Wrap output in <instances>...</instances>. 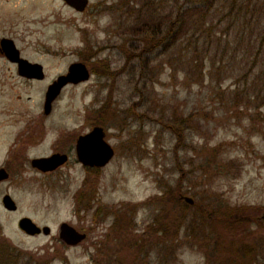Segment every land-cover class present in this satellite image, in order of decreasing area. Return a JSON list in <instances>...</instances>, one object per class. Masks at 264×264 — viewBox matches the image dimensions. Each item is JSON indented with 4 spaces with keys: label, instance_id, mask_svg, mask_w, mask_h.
Wrapping results in <instances>:
<instances>
[{
    "label": "rangeland",
    "instance_id": "1",
    "mask_svg": "<svg viewBox=\"0 0 264 264\" xmlns=\"http://www.w3.org/2000/svg\"><path fill=\"white\" fill-rule=\"evenodd\" d=\"M165 1L168 5L174 2ZM142 2L145 0L136 4L89 0L81 13L62 0H12L9 4L19 25L27 20L29 44L49 50L45 60L48 81L66 71L71 62L85 61L92 72L87 81L61 91L43 127L47 147L31 153L67 151L72 143L68 139L86 130L90 116L105 128L115 150L110 162L94 172V195L85 223L90 224L96 210V224L92 223L88 241L77 246L62 247L54 239L61 222L77 225L76 196L85 195L86 170L73 149L70 160L56 173L43 177L28 170L23 179L0 184V235L23 252L17 264H92L96 253L98 264L222 262L227 245L222 243L215 251L214 241L200 246L187 235L191 230L198 232L194 227L200 223L201 212L193 217L196 208L190 209L177 239L157 241L154 221L161 213L158 198L166 191L190 196L199 205L214 209L228 206L235 212L244 210L252 223L214 224L221 232L228 228L236 232L241 253L243 245L249 247L251 257H238L241 262L252 258L251 264H264V227L255 220L264 208V107L253 110L251 103L249 108L241 105L236 109L228 95L213 97L212 89L219 84L221 89L234 88L233 80L225 78L231 74L230 67L211 77L208 58L203 52L195 53L189 40L184 39L168 54L153 49L141 57L145 35H131L126 28L137 23ZM130 6L135 7L132 14ZM224 12L226 9L221 14ZM1 13H5L3 6ZM250 17V13L246 15ZM239 18L242 21L245 16ZM229 42L228 56L233 50L244 49L236 32ZM195 58L200 61L199 71L193 67ZM143 60L148 69L141 73ZM201 64L203 79L195 83L193 74H200ZM182 68H189L190 74ZM18 92L23 95L22 103L14 101L18 113L27 110L36 117L40 95L27 101L25 97L35 93L25 94L20 88ZM174 116L186 119L182 137L171 127ZM5 190L17 204L15 211L2 206ZM22 216L50 226L52 237L22 232L17 224ZM207 231H211L210 226ZM133 241L140 242V248L131 244Z\"/></svg>",
    "mask_w": 264,
    "mask_h": 264
},
{
    "label": "trees",
    "instance_id": "2",
    "mask_svg": "<svg viewBox=\"0 0 264 264\" xmlns=\"http://www.w3.org/2000/svg\"><path fill=\"white\" fill-rule=\"evenodd\" d=\"M136 1L127 0L132 4H136ZM121 2L124 3V0ZM165 2V0H145L140 4L138 14L136 13L137 23L126 28V32L131 35L137 37L145 35L144 48L141 49L140 56L142 57L143 52L153 49H160L163 53L168 54L184 39L189 40L195 53L203 52L205 58H208L211 77L213 73H222L224 67H230L228 71L231 74H227L225 78L233 80L231 84L234 85V88L229 86L227 90L221 89V84H219V90H217L218 87L212 89L213 97L228 95L236 109L241 105L249 108L252 104L253 110L262 109L264 107V0H174L169 5ZM191 3L195 4L192 6ZM134 9V6H130L131 14ZM223 9H226V12L221 14ZM219 13L221 17L216 18ZM249 13L251 17L246 18ZM242 15L245 18L241 21L239 16ZM234 32H236L239 45L244 49L242 52L233 50V53L228 56L229 37ZM136 39L139 41L138 38ZM240 53H242L241 58L238 59ZM225 56H228V62L225 63L226 66H223ZM193 61V67L197 68L199 58H195ZM147 69L148 62L143 60L140 67L141 73ZM182 70L187 73V76L190 74L189 68L188 70L182 68ZM197 71H199L198 68ZM203 74L202 65L200 74H193V77H196L195 83H198V80L201 81V78L203 79ZM185 122L186 119H177L176 116L171 120V127L180 137H182ZM158 199L161 201V213L156 216L154 221L157 230H155L154 236L157 235V241H167L168 238L177 239L179 230L186 223L190 209L196 208L192 213L193 217H196L199 211L201 212L198 217V219L201 218L200 223L194 227L198 232L195 233V230H191V233L189 231L187 234L188 237H193L201 244L200 246H208L214 241L211 244L215 251L222 243L227 245L225 259L219 264H251L253 262L252 258L244 262L238 259L246 254H250L251 257V253L247 245L240 248L242 253L239 251L235 242L238 237L234 230L228 231L227 227L228 230L221 232L214 224L222 222L226 223V226H232L238 222L244 225L252 223V218L248 214L245 215L244 210L235 212L228 206L214 209L215 207L212 205L202 206L196 202L193 205H188L181 198L179 192L166 191ZM207 226H210V232L207 231ZM228 233H231L230 238ZM134 241L131 243L134 246L141 245L140 242ZM21 257H23V252L13 247L0 235V264H17Z\"/></svg>",
    "mask_w": 264,
    "mask_h": 264
},
{
    "label": "flooded vegetation",
    "instance_id": "3",
    "mask_svg": "<svg viewBox=\"0 0 264 264\" xmlns=\"http://www.w3.org/2000/svg\"><path fill=\"white\" fill-rule=\"evenodd\" d=\"M11 1L12 0H0V169H4L5 173L7 174V177L1 180L0 184L10 179L21 180L24 178V172L28 170H32L35 172L36 175L39 174L42 175L43 177L44 176L47 177L50 174L56 173V171L60 170L62 166H64L70 160L72 149L76 154V144L79 136L89 133L93 129V127L100 125L98 124L97 118L95 116H90L88 118V123H87L88 125L86 127V130L83 131V133L81 132L78 133L74 137H70L73 139L70 138L68 139V141L72 140L71 141L72 143L69 145L67 151L63 149V150H55L51 154L31 153V151L33 150L39 151L37 147L40 146L42 143H45V141L43 140L44 136L42 135L43 127L47 126L46 122L52 111L51 108L50 112L45 113V109H44L45 100H46L45 97L49 85L53 81H55L60 75L66 74L68 72V67L73 62L68 64L66 71H63L62 73H58L50 81H48L47 64L45 60L50 54L49 50L47 49L44 51L39 50L38 48H34V46L29 44V42L27 41V37L30 34L28 33V28L26 27V24H28L27 20L23 19L22 22L20 23L22 27L19 28L20 25L17 22L15 15H13L10 11L9 4L11 3ZM2 6L4 7L5 13H1ZM67 6L73 9L69 5ZM87 7H85V9ZM85 9L83 11H85ZM77 12L81 13L80 11ZM18 58L24 59L31 64H37L38 66L24 68L19 65ZM80 62L85 63L87 69L89 70V74L91 76L92 74L91 66L85 61H80ZM83 82H79L76 84L67 83V85H65L61 89V91L67 86L77 85ZM18 88L23 90L25 94H27V92L29 91L35 93L34 96L27 95L25 97L27 101H34V97L38 98L40 95V99L38 102V109L36 110L35 113L36 117L28 113L27 110L18 113L14 101L19 100L21 101V103L23 102L22 101L23 95L18 92ZM57 97L55 98V100L57 99ZM18 124H20V126L18 127L20 129L16 128ZM105 140H107L106 131H105ZM45 144L47 147V143ZM54 153L67 155V161L53 170H45V171L32 165L33 159L48 157ZM114 154H115V150H114ZM78 162L81 164L79 160ZM84 169L86 170L85 176L83 178V185H84L83 191L85 195L82 196L81 193H79L76 196L77 225L75 226L72 225V226L79 233L84 234L85 238L79 243H77V245L88 241L90 232H92L91 231L92 223L96 224V216H97L95 210L90 224L85 223L87 221V215L90 211V207L93 200L91 197L92 195H94L93 187H92V179L94 178V172L97 171L98 168L84 166ZM6 194H9L7 190H5L2 193V197ZM81 197H82V201H81ZM81 210L83 211L84 215L81 214ZM259 215L260 214H258L255 217V220L264 227L263 221L257 219ZM35 235H40V234H35ZM35 235H29V236L34 237ZM47 236L52 237V234L50 233ZM54 239H56L57 243L60 244V246L62 247H66V248L72 247V245H67L63 240H61L58 233ZM92 258H93L92 264H98L97 262H95V260H97L98 258L97 253Z\"/></svg>",
    "mask_w": 264,
    "mask_h": 264
},
{
    "label": "water",
    "instance_id": "4",
    "mask_svg": "<svg viewBox=\"0 0 264 264\" xmlns=\"http://www.w3.org/2000/svg\"><path fill=\"white\" fill-rule=\"evenodd\" d=\"M67 5L77 11H83L87 7L89 0H62ZM19 65L22 67H35L37 64H31L24 59L18 58ZM90 74L87 66L84 62H73L68 67L66 74L60 75L55 81H53L48 88L45 100V113L51 111L52 103L59 95L61 89L67 85V83H79L88 80ZM76 155L78 160L83 166L102 168L107 165L114 156V149L105 140V131L102 125H97L93 129L85 134L79 136L76 144ZM67 161V155L54 153L48 157L35 158L32 160V165L42 170H53L56 167L62 165ZM7 174L4 169H0V181L5 179ZM183 200L188 205L194 204V199L190 196L183 195ZM2 206L8 211H15L17 204L15 200L6 194L2 197ZM263 221L264 225V208L257 218ZM18 227L22 232L27 235L43 234L49 235L51 228L48 225H38L32 218L28 216H22L18 220ZM57 233L61 240L67 245H76L85 238L84 234L79 233L71 224L67 222H61L58 226Z\"/></svg>",
    "mask_w": 264,
    "mask_h": 264
},
{
    "label": "bare ground",
    "instance_id": "5",
    "mask_svg": "<svg viewBox=\"0 0 264 264\" xmlns=\"http://www.w3.org/2000/svg\"><path fill=\"white\" fill-rule=\"evenodd\" d=\"M46 148V146L44 144H41L37 149L38 150H44Z\"/></svg>",
    "mask_w": 264,
    "mask_h": 264
}]
</instances>
